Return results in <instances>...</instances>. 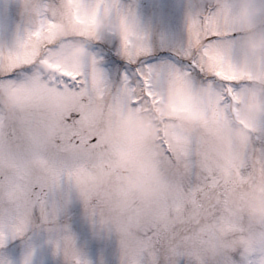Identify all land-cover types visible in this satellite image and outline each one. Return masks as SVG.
<instances>
[{
    "label": "snow or ice",
    "instance_id": "1",
    "mask_svg": "<svg viewBox=\"0 0 264 264\" xmlns=\"http://www.w3.org/2000/svg\"><path fill=\"white\" fill-rule=\"evenodd\" d=\"M92 5L87 7L86 0H63L51 11L44 9L34 29L14 47L0 50V85L21 79L33 84L43 80L48 88L68 92L80 101L79 106L65 111L59 125L52 119L55 102L44 90L37 89L27 96L11 116L4 115L0 108V253L10 257L0 264H50L47 258H29V246L37 244V251H43L45 257L54 250L57 255L72 257L70 264H91L74 256L75 237L61 220L60 196L66 183L69 197L74 191L94 220L113 227L119 234L121 264H145V257H151L152 264H156L161 235L170 215L179 218L178 232L195 234L202 227L203 217L218 210L220 185L208 167L209 149L201 145L192 130L182 128L172 135L161 130L154 139L102 138L103 121L88 126L84 121L90 109H96L101 116L117 112L122 115L142 105L166 102L188 104L197 117H219L252 83L253 70L237 64L232 58L233 42L221 39L233 35L241 40V31L234 23L238 9L220 0L209 13L191 17L183 54L174 57L175 63H154L134 21L115 6L122 25L121 51L128 63L113 54L111 61L117 66L114 77L105 74L101 58L95 53L91 68L78 66L75 71H58L45 67L41 63L44 54L58 45L53 33L66 16L80 25L79 35L92 38V49L100 43L101 34L92 21L101 11L113 14L114 6L105 0H92ZM29 49L36 53L30 59L25 58ZM38 65L40 76L35 75ZM255 74L264 76V66L256 68ZM172 85L181 92L202 85L214 90L219 98L209 95L203 104L187 101L169 94ZM178 115L183 118L185 113ZM110 124L115 126L114 121ZM256 130L257 124L253 126ZM109 151L127 158L133 167L156 152L160 156L156 164L159 174L152 175L145 169L133 177L137 186L122 181L116 199L103 203V183L95 161L102 152ZM240 171L264 187V154L255 155L248 146ZM146 179L156 185V191L149 195L142 193ZM133 233L142 243L139 253L130 257L126 241ZM173 252L192 257L180 245ZM262 254L264 247L248 253L246 258L238 250L230 252L233 264H257Z\"/></svg>",
    "mask_w": 264,
    "mask_h": 264
},
{
    "label": "rangeland",
    "instance_id": "2",
    "mask_svg": "<svg viewBox=\"0 0 264 264\" xmlns=\"http://www.w3.org/2000/svg\"><path fill=\"white\" fill-rule=\"evenodd\" d=\"M63 0H0V50L14 47L18 41L34 29L39 22L40 12L51 11ZM112 4L113 14L101 11L92 21L101 41L92 49V38L79 35L80 25L71 16L54 30L58 45L44 54L41 62L45 67L58 71H75L78 66H93L94 53L101 58L100 65L106 75L115 76L111 56L117 55L124 63L120 46L122 25L118 11L135 23L136 30L144 37L148 46L147 55L154 63H175L174 57L183 54L188 43V22L196 15L214 10L220 0H105ZM235 6L239 15L234 23L240 29L242 38L233 35L222 36L232 41V58L237 64L253 70L252 83L248 91L238 100L224 108L219 117L194 116L192 107L185 103L142 105L124 114L112 113L101 116L96 109H90L84 121L85 126L103 121L100 126L102 138L138 136L154 139L161 130L169 135L189 129L196 133L202 146L209 149L208 167L219 182V207L215 213L203 217L202 227L195 234L178 232L179 218L170 215L167 229L162 233V246L157 251L156 264H233L230 252L238 250L241 257L264 247V187L248 179L240 171V165L247 158V149L255 155L264 154V76L255 74L256 68L264 66V0H223ZM91 8L92 0H86ZM65 37H67L65 39ZM115 45L112 47V45ZM36 55L28 50L25 58ZM147 63L148 61H144ZM187 67V65H185ZM111 70V71H110ZM123 69L121 68V71ZM36 76H40L38 65ZM52 75V73H49ZM203 88L204 94H201ZM40 89L54 100L56 110L53 121L59 125L66 110L79 106V98L59 89L48 88L47 81L33 84L21 79L11 84L0 85V108L3 114L11 116L24 99ZM237 90H241L238 88ZM169 94L187 101L203 104L214 90L195 85L183 92L172 85ZM178 112L185 113L181 118ZM115 122V126L110 124ZM257 124V130L253 126ZM160 156L148 154L138 166L133 167L127 158L112 152H102L96 159L97 171L103 188L100 200L103 203L116 199L120 183L137 186L134 176L147 169L158 175L156 167ZM156 191V185L146 179L142 193L149 195ZM68 185L60 196L61 220L66 223L75 237L74 256L90 261L91 264H121L122 248L116 230L98 219L94 220L83 202L73 191L68 196ZM176 227H173V225ZM128 254L139 253L142 241L133 234L127 237ZM181 250L192 257L177 256L173 251ZM29 258L50 260V264H70L72 257L57 255L49 250L48 257L37 251L39 245L29 246ZM0 253V261L8 260ZM145 264H152L151 257H145ZM240 264V262H237ZM257 264H264V254L257 257Z\"/></svg>",
    "mask_w": 264,
    "mask_h": 264
}]
</instances>
